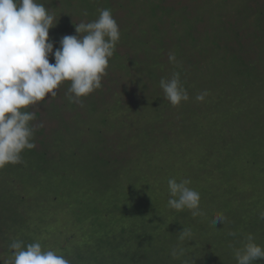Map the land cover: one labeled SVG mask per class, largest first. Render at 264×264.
Segmentation results:
<instances>
[{"label": "trees", "instance_id": "1", "mask_svg": "<svg viewBox=\"0 0 264 264\" xmlns=\"http://www.w3.org/2000/svg\"><path fill=\"white\" fill-rule=\"evenodd\" d=\"M37 2L43 3L46 8L50 11L53 10L55 15L57 14L58 23L51 30L55 31L59 41L69 31L75 30V24L79 23L73 19L74 15L71 11H74L76 15H81L79 17L96 18L102 8L110 9L117 22L118 14H120L116 11L117 6L121 3L123 8L127 7L129 15L134 19L132 25L137 30H132L134 32L127 28H122V32L120 30V40L109 60V70L114 68L121 72L120 76H117L119 78L114 79L115 82L121 81L123 75L129 77L130 81L143 75L145 65L149 66V72L155 74L156 78L152 75L153 81L167 80V78H161L162 74L154 68L156 64L153 54H149L146 64L136 62V65L130 66L128 63L135 59H130V62L125 63L121 58L123 55L118 49V45H120L133 50L145 51L149 39H154L156 48L168 47L172 50L175 59L171 60L170 79L178 74L180 85L187 90L192 85H198V81L205 77L207 82L211 81L208 82L205 88L206 92H204L207 93L205 97L208 101L225 90L230 92L229 94L246 93V96L243 94L238 97V101L232 100L233 105L237 106L236 110H240L241 106L245 105L242 112L246 116L242 124L231 123L228 128L217 132L215 136L213 131L211 138L205 137L206 141L210 142L212 152H216L215 155L220 154L225 159L217 158V162L215 161L217 163L216 171L219 170L222 173L217 176L215 182L220 180L219 185L221 181L224 182V187L220 185L219 190L213 191V193L210 191L214 203L219 204L220 208L218 209L225 215L224 223L214 226L208 219L212 212H201L200 218L196 222L197 228H194L191 221L182 218L187 216V212L179 211L178 217L173 221L176 226L172 228L174 223L168 222L165 209L159 210L155 202L150 201L146 207L143 205V199L148 200V197L139 198L135 203L127 200L128 205L126 204L122 210L126 213L129 211L133 213V217L128 216L130 223H123L120 233L116 232L117 234L112 235L106 230V227L109 226L107 221L99 223L103 229L101 231H104L102 233L106 231V235L98 239L95 238L94 245L91 244L94 247H86L84 251L80 246L82 243L76 244L71 250L73 255L69 261L70 264H237L234 252L247 242L246 238L249 234L253 236L257 244L264 246V218H261V213H264V187L259 191L251 189L244 191L247 174L251 170L255 171L253 179L264 180V162H259L257 157L244 160L243 162L249 168L246 175L238 173V169H234L235 166H229L234 161L239 162L242 157L240 156L242 145L238 140L239 135L243 137L246 133L252 134L253 137L248 148L249 154L256 144L255 138L264 140V0H37ZM97 4L102 7H97ZM54 45L55 48H58L59 42L55 41ZM191 56H194L193 59ZM189 63L193 64L192 71H189L190 76L186 74V66ZM152 69H155L156 72ZM138 79L141 82L140 85H144L143 79L141 80L140 77ZM128 80L126 79V81ZM128 87L130 84L121 85L120 93L124 96H119L111 104L112 111H115L116 108L124 110V107L128 106L129 108L130 105H132L130 109L139 106L138 97H136L135 103L130 102ZM67 89L68 83L60 86L59 93L56 95L59 98V103L54 97L53 106L51 105V108L48 109L57 111L59 118L57 117L56 120L60 125V130L62 127L69 129L77 127L76 122H80L76 117L68 121L65 119L66 116L62 115L65 107H73L78 104V102H69ZM97 91L98 89L94 90L85 99L90 101L91 111L97 110L98 112V105L104 99L101 95L98 96L99 99L96 98L95 92ZM131 93L136 94L137 91ZM212 93H214L213 97H209V94ZM214 98L216 101L218 97ZM167 104V101L163 99L156 101V108L153 112L157 116L154 117L156 122H163L161 113L165 107L162 105L167 106ZM188 108L196 115L200 114L193 104ZM215 108L216 105L210 106L203 112L205 119L208 118L209 122L216 118ZM110 109L108 107L109 112ZM28 110L34 112L36 117L31 122L35 126L32 139L35 147L30 150L26 149L18 163L0 168V247L3 249L1 244L6 243L4 249L7 251H11L10 244L16 241H12L13 232L16 234L17 229H23L27 222L19 206L21 200L6 184L7 181L9 182L8 176L14 174V177L10 179L13 181L16 177L22 179L25 175L24 180L31 181L33 176L38 177L39 173L50 168L49 163H51L52 157L58 158L50 155V149L45 145L47 141L37 138L36 133H43L45 129L36 126L40 125L37 119L41 112L37 110L36 106L30 107ZM107 118V114L104 115L102 111L96 120L98 123L106 125ZM209 122L204 124L200 122V125L207 128L206 125ZM153 124L152 127H154ZM239 127L244 128L239 129ZM50 128L53 127L50 126ZM97 128L98 137L102 136L101 129ZM182 129L184 131V126ZM227 136H229L228 139ZM36 143L41 146H37ZM215 146H217L216 150ZM108 164L101 163L96 166V175L99 178L105 172L104 176L107 175L108 171L105 166L107 167ZM221 165L225 167V170L221 169ZM175 175L173 172L171 177ZM116 191L122 194V190ZM157 202L159 204V201ZM87 204L88 201L85 202V206ZM117 206L119 205L115 204L114 207ZM149 206L152 208L151 214L147 210ZM89 211L91 212V210ZM92 211L100 214L102 209L96 207L93 201ZM115 220V218H110L109 221L116 222ZM117 220L121 222V219ZM208 223L210 227H207ZM183 228L188 229L191 235L181 240L179 237ZM193 229L197 231H193ZM147 232L149 235H146ZM123 233L129 235L126 240ZM230 233H235V235H230ZM93 236L94 233L90 235L92 238ZM132 239L135 240V247L128 245ZM143 239L146 242L154 241L152 245L146 243L142 245L141 240ZM24 244L28 243L24 242ZM85 245L86 243H84ZM173 249L178 253L175 257L172 256ZM73 250L75 252H72ZM256 264H264V259L258 260Z\"/></svg>", "mask_w": 264, "mask_h": 264}, {"label": "rangeland", "instance_id": "2", "mask_svg": "<svg viewBox=\"0 0 264 264\" xmlns=\"http://www.w3.org/2000/svg\"><path fill=\"white\" fill-rule=\"evenodd\" d=\"M96 6L101 5L97 4ZM117 7L116 11L120 13L117 19L119 30L121 32L122 28L131 29V32L137 30L132 25L134 19L129 15L127 7L123 8L121 3ZM51 12L54 13L53 10ZM71 12L74 15L73 19L79 21V23L92 22L98 18V16L96 18L79 17L81 15H76L74 11ZM54 32L51 29L49 30L50 40L59 42L56 37L57 34ZM66 35L78 34L75 30H71ZM156 47L154 39H149L145 51L133 50L118 45L120 54L123 55L121 58L125 63L130 62V59L136 60L128 63L130 66L136 65V62L145 63L149 54H153L156 64L154 68L162 74L161 78L169 80L172 72L169 56L173 54L172 50L168 47L164 49ZM193 57L191 56L192 59ZM49 60L50 63H54V57H49ZM192 68V63L186 66L187 75L190 76L189 71H192ZM143 69V75L132 81L129 77L123 75L121 81L115 82L114 79H118L117 76H120L119 73L121 72L114 68L109 70L108 67L106 75L102 77L100 90L98 89L95 92L96 98L101 95L104 99L98 105V112L97 110L91 111L90 101H86L85 97L75 106L63 109L62 115L66 116L65 119L71 121L76 117L77 121H80L76 122L77 127H71L70 129L62 127V130L59 129L60 125L56 120L58 117L57 111L48 110L51 105L53 106L54 99H49L50 94L44 102L36 106L37 110L41 112L37 119L38 124H43L45 128L43 133H36L37 138L47 141L45 145L50 149V155L58 158L52 157L51 163H49L50 168L39 173L38 177L33 176L31 181L24 180L25 175L22 179L16 177L13 181L10 179L14 177V174L8 176L9 182L7 181L6 184L21 200L19 206L24 219L27 220L23 229L18 228L16 234L13 232L12 241L19 239L25 243L39 242L43 249L54 250L70 261L73 255L71 250L76 244L82 243L83 245L80 246L84 251L86 247L91 248L94 245L95 238L98 239L106 235V231L102 233L104 231H101L103 229L99 226L102 221L109 223L106 230L111 235L117 234L116 232L120 233L123 223H130L128 216L133 217V213L130 211L126 213L122 208L126 207V204L128 205V201H134L135 203L142 197L149 198L148 200L143 199L145 207L147 203L155 202L159 210L165 209L168 215L166 218L168 222L172 223L179 214V211L168 206V180L173 178L178 182L184 179L191 181L188 186L200 194V212H212L208 219L212 221L216 216H225L218 209L220 208L219 204L214 203L215 201H213L214 199L210 193V191L213 193V191L219 190L220 185L224 187V182L221 181L220 185V180L215 182L217 176L222 174L219 170L216 171L215 166L217 163L215 161L217 162V158L219 160L225 159L220 154L215 155L216 152H212L210 142H207L205 137L207 139L211 138L214 132L215 136L217 132L228 128L231 123L242 124L246 116L242 112L245 105L241 106L240 110H236L237 106L233 105L232 100L238 101V97L243 94L246 96V93L229 94L230 92L225 90L220 92L221 94L215 95L218 97L216 101L215 96H212L214 93L209 94V97H213L210 99L211 104L206 97L203 101H197L196 96L206 92L205 88L208 82H211L210 80L207 82L204 77L205 79L201 78L198 81V85H192L188 90L182 87L187 92L189 100L183 101L174 107L164 99V93L160 87L161 80L153 81L152 75L155 78L156 76L149 72V66L145 65ZM155 69L152 70L156 72ZM139 77L141 80L143 79L144 85H140ZM126 79L129 80L126 81ZM120 82L121 84H118ZM125 84H130V87L127 88L129 89L128 95L130 98H128L130 102L135 103L134 101L138 97L139 106L130 109L132 106L130 105L129 108L128 106L124 107V110L116 108L115 111H112L113 109H110L111 104L119 96H124L120 93V90L121 85ZM59 90L60 88L57 93H59ZM132 91H137V93L132 94ZM56 99L59 103V98L56 97ZM162 99L167 101L168 104L167 106L162 105L165 108L161 113L163 121L161 123L156 122L154 117L157 116L153 112L156 108V101ZM192 104L200 114L196 115L195 112H191L188 106ZM215 105L216 118L209 122L208 118L205 119L203 112L210 106L214 107ZM102 111L108 117L106 125H102L96 120ZM199 120L203 124L209 122L206 125L208 129L205 126L201 127ZM152 123H154V127H152ZM196 123L198 124L196 125ZM40 125L36 126L40 127ZM50 126L53 128H50ZM144 126L151 130L144 128ZM182 126L185 128L184 131ZM55 127H58V129ZM97 127L101 129L100 134L102 136L98 137ZM242 128L244 127H239V129ZM252 137L250 133H246L243 137L242 135L238 136V140L242 145V149L240 148V156L242 157L239 159L241 162H228L230 167L235 166L234 169H238V173H244L245 175L249 168L243 162L244 160L257 157L259 162H264V140L261 141L255 138L256 144L251 153H248ZM228 138L229 136H227ZM36 145L40 144L36 143ZM207 155L209 156L207 157ZM101 163H109L107 167L105 166L108 172L104 176L106 173L104 171L105 173L99 178L96 175V166ZM220 167L225 170L224 166L221 165ZM50 169L52 170L50 171ZM105 169L103 168V170ZM173 172L176 175L171 177ZM254 174V170L247 174L244 186L246 189L244 191L249 189L259 191L264 187V180L257 181V179H253ZM4 178L6 177L4 176ZM118 189L122 190V194L116 191ZM216 198L219 200L218 197ZM86 201H88V204L85 206ZM93 201L96 207L102 209L100 214L92 211ZM156 201H159V204ZM115 204L119 206L114 207ZM151 209L150 206L147 208L149 214L152 213ZM183 211L187 212V216L182 218L191 221L192 226L197 228L196 222L200 215L193 217L189 210ZM110 218H115L116 222H110ZM117 219H121V222ZM175 226L174 223L172 228ZM207 227H210L209 223ZM193 231L197 230L193 229ZM93 233L92 238L90 235ZM123 234L126 240L129 235ZM146 235H149V233L147 232ZM153 241L146 242L143 239L141 244L152 245ZM84 243H86L85 246ZM5 244H1L3 249L0 247V264L12 259L13 250L7 251L4 249ZM128 245L135 247V240L132 239ZM75 250L72 252H75Z\"/></svg>", "mask_w": 264, "mask_h": 264}, {"label": "clouds", "instance_id": "3", "mask_svg": "<svg viewBox=\"0 0 264 264\" xmlns=\"http://www.w3.org/2000/svg\"><path fill=\"white\" fill-rule=\"evenodd\" d=\"M56 16L37 0H0V168L18 163L22 153L33 149L35 113L28 109L56 97L61 85L68 83V100L79 102L101 87L109 60L120 40L119 26L110 9L100 10L96 20L75 24L78 35H65L55 48L49 30L57 24ZM49 57H54L50 63ZM174 60L173 55L169 56ZM160 87L172 106L188 101L178 74L162 79ZM207 93L198 94L203 101ZM43 127V124L40 125ZM190 180H168V206L176 211L189 210L193 217L201 215L200 194L190 188ZM264 218V213H261ZM216 216L212 224L224 223ZM183 228L180 239L190 237ZM235 235V233H230ZM247 242L234 252L237 264H256L264 259V246L251 234ZM12 259L4 264H70L54 250L43 249L39 242L10 244ZM182 252V250H181ZM173 249L172 256H177Z\"/></svg>", "mask_w": 264, "mask_h": 264}]
</instances>
